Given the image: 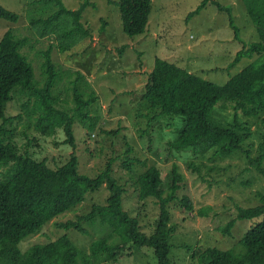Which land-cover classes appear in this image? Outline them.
I'll return each instance as SVG.
<instances>
[{
  "label": "rangeland",
  "instance_id": "1",
  "mask_svg": "<svg viewBox=\"0 0 264 264\" xmlns=\"http://www.w3.org/2000/svg\"><path fill=\"white\" fill-rule=\"evenodd\" d=\"M62 1L70 11H78L87 0ZM90 1L93 6L85 12L83 23L92 30V36L62 51L58 34L41 36L38 28L31 26L32 21L46 20L54 15L55 6L45 5L43 0H0L5 10L20 18L17 23L0 20V38L9 28L27 38L22 52L33 64L39 86L45 80L44 53L51 48V59L60 74L54 88V95L59 98L58 109L76 117V146L73 147L66 143L65 129H58L50 136L37 130L35 125L40 114L29 117L28 113L35 108L36 99L17 92L7 105L6 117H21L6 123V128L14 132L13 139L19 150L28 152L36 160L47 161L51 168L65 165L76 154L80 172L93 178L102 174L112 161L113 174L125 190L124 210L138 217L141 230L147 236L154 235L157 230L160 204L155 198L141 201L136 180L146 169L156 166L163 173L164 188L169 194L172 169L178 165L184 176L178 197L191 199L194 211L189 213L178 202L171 205L172 224L176 226L172 240L173 264H204L201 255L206 248L214 246L242 251L239 241L257 221H238L231 235L219 229L236 218L238 208L261 205L264 175L249 164L243 153L227 158L214 157V150L200 155L192 150L172 153L169 142L178 137L182 119L158 117L151 123V117L159 111L152 113L143 95L157 56L217 84H225L254 61L258 54L252 58L243 57L231 65L244 43L259 40L246 5L241 0H212L230 10L240 38L235 37L229 14L219 11L213 3L189 18L204 0H152L153 13L146 31L130 36L123 29L118 7L120 0ZM79 72L85 78L80 79ZM78 92L85 101L93 93L98 98L90 109V116L97 122L93 132L76 116ZM214 116L223 124L234 122V111L228 104L218 106ZM246 120L241 115L240 121ZM3 123L0 120V125ZM251 125L246 149L255 159L264 144V125L253 122ZM190 164L196 171L189 168ZM109 197L105 184L100 191L91 193L82 205L51 221L37 234L22 241L19 247L24 251L37 243L56 241L65 234L88 252H91L92 242L101 238L118 242L112 230L100 223H84L87 235L59 226L90 213L96 204H107ZM95 264H158V259L152 249H136L129 243L117 258L103 255Z\"/></svg>",
  "mask_w": 264,
  "mask_h": 264
},
{
  "label": "trees",
  "instance_id": "2",
  "mask_svg": "<svg viewBox=\"0 0 264 264\" xmlns=\"http://www.w3.org/2000/svg\"><path fill=\"white\" fill-rule=\"evenodd\" d=\"M241 1L247 7L259 40L244 43L231 65L243 57L252 58L254 54L258 57L225 84H217L157 56L154 68L148 74L150 78L143 100L152 113L159 111L151 117V123L158 117L182 119L178 137L169 142L172 153L192 150L195 155H200L214 150V157L218 158L243 153L249 164L264 175V144L255 159L246 149L251 138V123L264 125V0ZM43 3L55 6L57 12L49 19L32 21L31 26L38 28L41 36L58 34L62 51H68L92 36V30L83 23L85 12L93 6L90 0L78 11H70L62 0H43ZM208 3L229 14L235 37L240 38L230 10L212 0H204L189 18L198 15ZM118 7L123 29L128 35L136 36L146 31L153 13L152 0H120ZM0 20L17 23L20 18L0 5ZM27 43V38L18 36L14 28H9L0 38V120L4 121L0 125V264H95L103 255H108L109 259L117 258L129 243L136 249H152L158 264H173L172 240L176 226L172 224L171 205L178 202L189 213L194 211L191 199L178 197L184 181L178 165L172 169L169 194L164 188L163 173L156 166L146 169L136 180L139 199L155 198L160 204L157 230L154 235L147 236L141 230L138 217H132L124 210L125 190L113 174L112 161L102 174L93 178L80 172V160L76 154L65 165L51 168L47 161L36 160L28 152L19 150L13 139L14 132L6 128L7 124L21 117H6L7 105L17 92L36 99L35 108L28 113L29 117L40 114L35 125L37 130L50 136L58 129H65L66 143L76 146V117L58 109L59 98L54 95L60 74L51 59V48L44 53L45 80L39 86L35 68L22 52ZM79 78L83 79L85 75L79 72ZM97 99L95 93L87 101L79 92L76 96V116L90 132L97 128L96 120L90 116V109ZM223 104L232 107L233 123L223 124L216 120L214 113ZM241 115L247 120L241 122ZM89 120L90 125H87ZM189 168L196 171L193 164ZM105 184L110 192L107 204H96L90 213L59 226L87 235L84 223H100L112 230L118 242L101 238L92 242L91 252H88L65 234L56 241L37 243L24 251L19 247L22 241L37 234L48 223L82 205L91 193L100 191ZM260 198L261 205L238 208L236 218L219 229L223 234L231 235L238 221H257L240 239L242 251L215 246L206 248L201 255L204 264H264V195Z\"/></svg>",
  "mask_w": 264,
  "mask_h": 264
}]
</instances>
